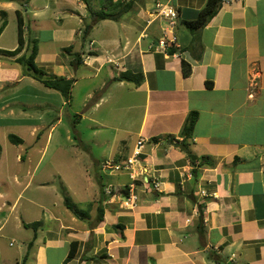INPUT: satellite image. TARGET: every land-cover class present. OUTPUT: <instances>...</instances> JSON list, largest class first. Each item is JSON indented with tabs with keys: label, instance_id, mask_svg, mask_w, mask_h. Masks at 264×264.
<instances>
[{
	"label": "crops",
	"instance_id": "obj_1",
	"mask_svg": "<svg viewBox=\"0 0 264 264\" xmlns=\"http://www.w3.org/2000/svg\"><path fill=\"white\" fill-rule=\"evenodd\" d=\"M124 1L132 8L115 21L94 19L83 0H0V240L7 231L25 245L13 255L0 244V264H264V0L223 1L196 34L187 22L207 0H161L179 11L174 26L157 0ZM34 45L40 72L17 61ZM125 72L138 81L116 79ZM56 77L79 84L81 105L93 99V111L118 97L119 122L91 118L122 132L97 141L109 148L103 157L125 163L145 140L135 208L106 196L92 214L65 204L67 196L75 205L76 192L46 162L53 133L37 147L44 115L69 103L43 82ZM24 83L30 98L19 95ZM191 113L197 120L184 135ZM114 172L127 192L129 172Z\"/></svg>",
	"mask_w": 264,
	"mask_h": 264
},
{
	"label": "rangeland",
	"instance_id": "obj_2",
	"mask_svg": "<svg viewBox=\"0 0 264 264\" xmlns=\"http://www.w3.org/2000/svg\"><path fill=\"white\" fill-rule=\"evenodd\" d=\"M152 47H154V45ZM28 85V83H24L20 89L19 95L24 98H30V96L35 94L33 88ZM37 95L42 96L44 94L37 91ZM61 95L65 100L67 99L62 93ZM82 98V92L79 91L78 84L77 86L72 87L69 96V103L61 105L60 107H62V109H55L47 115H44L41 112L37 113L38 115L43 114L46 117L45 128H41V133L37 134H41V140H39L37 147H40L41 145L44 146L47 143V135L48 132L51 131L54 139L53 142L47 146L46 162L48 164L49 161V165L51 164L52 167L59 168L66 179L70 180L69 187H73V190L76 192V196L74 194L72 195V193L71 196L74 198V207L80 213L79 215L82 214V211H93L95 205L100 203L102 197H105L104 188L106 186H116V184H118L117 180L120 177L116 175L118 172L114 171L120 172L121 170H112L103 167L106 161L112 160L107 156L103 157L104 154L109 153V148H105L107 150L106 152L103 145L97 143V141H102L104 138L111 140L113 133L122 134V132H114L112 128L98 127L91 120L92 117L96 116L110 123L112 122L116 124L119 122L120 120L118 119V116L122 115V112H119L118 110L113 111L112 109L113 106H118V97H112L97 111H93L92 109L93 99H89V105L83 107L81 105ZM80 110H83V112ZM81 114L85 115L82 119H80ZM52 125H54V128L50 129ZM97 130L100 132L94 133V131ZM22 131L23 130H21V132ZM22 135L27 138L29 143L34 142V139L29 136V133L26 134L22 132ZM24 147L26 148L28 146L25 145ZM28 150L31 151L32 148ZM35 151L37 154L36 157H39L40 153L43 152V149L41 152H38L37 150ZM92 155L97 160H100L99 167H94V160L91 158ZM55 157H58V159H54ZM104 158H106V160H104ZM85 164L88 165L86 166ZM87 171V174L90 173L88 176L85 175ZM128 175H122L121 180H127ZM54 178H56L57 184H60V188L63 190L65 186L62 185L59 177L55 176ZM35 209L39 211V208L35 207ZM86 212H83V215ZM31 228L34 229L33 225H31ZM28 231V233H32L31 229ZM3 233L4 235L0 240V244L5 251L15 255L20 248L22 249L25 246L22 243L23 239L18 235L7 231H4ZM10 242L12 245H10Z\"/></svg>",
	"mask_w": 264,
	"mask_h": 264
},
{
	"label": "trees",
	"instance_id": "obj_3",
	"mask_svg": "<svg viewBox=\"0 0 264 264\" xmlns=\"http://www.w3.org/2000/svg\"><path fill=\"white\" fill-rule=\"evenodd\" d=\"M86 4L87 9L91 12L92 16L96 20H104V19H111V20H119L125 13L131 10L132 2L131 1H124V0H83ZM223 0H207L206 5L204 8L200 10L196 19L188 21L187 26L191 30L192 33L196 34L197 32L201 31V29L207 25V23L213 18V16L219 11V8L222 4ZM18 25H19V49L23 45V22L18 14ZM3 25L0 27V32L2 31ZM17 48V49H18ZM17 49L15 51H17ZM15 51H7L8 54H12ZM37 53V48L34 45L31 49V53L28 56L22 55L17 58L19 63L28 66V69L33 72H40L35 64V57ZM183 72L185 76H188L191 72L190 64L186 61H183ZM136 78L138 81V77L134 76L132 73L125 72L117 77V80L123 79H132ZM47 86L52 87L58 91H60L63 96L69 99L71 89L73 86V81L71 79H66L64 77H56L55 79L51 80H44L43 81ZM197 120L196 113H191L184 126H183V134L190 135L195 123ZM9 139L11 142L15 144H20L23 142V139L15 134H10ZM1 149V146H0ZM65 204L68 208H70L73 212H77L74 204L71 202L70 198L65 196ZM101 214V211H100ZM101 215H99V220H101ZM33 227L38 226V222L32 223ZM75 243L72 244L71 250L69 252L68 258L72 257L75 253Z\"/></svg>",
	"mask_w": 264,
	"mask_h": 264
},
{
	"label": "built area",
	"instance_id": "obj_4",
	"mask_svg": "<svg viewBox=\"0 0 264 264\" xmlns=\"http://www.w3.org/2000/svg\"><path fill=\"white\" fill-rule=\"evenodd\" d=\"M227 2H233L237 0H223ZM157 8H158V14L161 16H164L169 19L170 25L174 26L175 19L179 15V11L173 7L170 2H163L161 0H157ZM171 41H175L176 38L173 37L170 39ZM167 46V38L162 39L157 44V47L166 48ZM145 140L140 139L137 142V145L135 149L133 150V154L131 157L127 159L125 163H116L115 161H106L103 165L106 169H112V170H127L129 172V176L131 179L130 184L128 185L127 192H123L120 187H116L114 185L112 186H106L104 188V194L109 199H118L120 201V205L124 209H133L135 208L139 203V195L133 190L138 185L139 181L143 182V174L141 172H136L134 165L138 163L139 157L141 154V148L144 144ZM153 185L155 188L159 187L158 181H153Z\"/></svg>",
	"mask_w": 264,
	"mask_h": 264
}]
</instances>
